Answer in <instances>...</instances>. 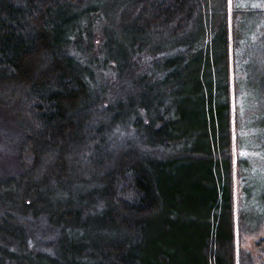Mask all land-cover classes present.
<instances>
[{
  "label": "trees",
  "instance_id": "16d2710c",
  "mask_svg": "<svg viewBox=\"0 0 264 264\" xmlns=\"http://www.w3.org/2000/svg\"><path fill=\"white\" fill-rule=\"evenodd\" d=\"M262 5L0 0V264H264Z\"/></svg>",
  "mask_w": 264,
  "mask_h": 264
},
{
  "label": "rangeland",
  "instance_id": "374dc122",
  "mask_svg": "<svg viewBox=\"0 0 264 264\" xmlns=\"http://www.w3.org/2000/svg\"><path fill=\"white\" fill-rule=\"evenodd\" d=\"M263 6H264V5H262V7H263ZM1 114H2V113H1ZM2 115H3V114H2ZM2 120L4 121V123L8 121L7 118H3ZM122 136H123V135H122ZM254 239H255V238H253V237H250V238H248V239L246 238V241H245V247L248 248V249H250V250H253V251H254V248H253Z\"/></svg>",
  "mask_w": 264,
  "mask_h": 264
}]
</instances>
